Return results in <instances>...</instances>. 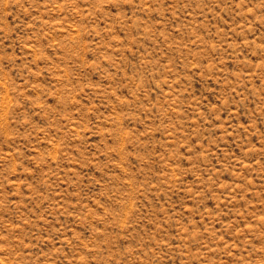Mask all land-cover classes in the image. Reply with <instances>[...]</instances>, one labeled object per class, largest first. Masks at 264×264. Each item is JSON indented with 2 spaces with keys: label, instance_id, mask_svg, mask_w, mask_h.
<instances>
[{
  "label": "rangeland",
  "instance_id": "1",
  "mask_svg": "<svg viewBox=\"0 0 264 264\" xmlns=\"http://www.w3.org/2000/svg\"><path fill=\"white\" fill-rule=\"evenodd\" d=\"M0 264H264V0H0Z\"/></svg>",
  "mask_w": 264,
  "mask_h": 264
}]
</instances>
